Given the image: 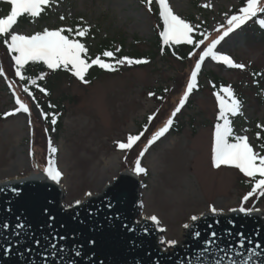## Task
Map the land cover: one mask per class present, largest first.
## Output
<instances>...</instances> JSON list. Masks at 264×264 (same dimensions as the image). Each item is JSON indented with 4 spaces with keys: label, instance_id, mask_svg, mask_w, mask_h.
<instances>
[{
    "label": "rangeland",
    "instance_id": "374dc122",
    "mask_svg": "<svg viewBox=\"0 0 264 264\" xmlns=\"http://www.w3.org/2000/svg\"><path fill=\"white\" fill-rule=\"evenodd\" d=\"M241 1L167 0L173 13L187 23L193 17L192 37L216 33ZM153 8L155 16L144 11L136 0H56L52 6L54 16L47 23L30 26L17 23L12 31L30 36L45 29L73 30L79 24L89 29L79 41L86 48L82 56L103 40H116L115 49L119 51L121 47L128 49L133 39L148 45L155 38L156 26L163 29L156 0ZM243 43L241 31L235 29L214 51L231 59L230 52L240 49L244 61L259 56L258 50L247 54ZM12 55L7 50L3 62L9 70L15 64ZM96 58L112 64L108 60L112 57ZM220 63L205 58L198 75L204 86L208 73L221 71L222 76H231L225 73L227 66L219 70ZM179 66L157 57L139 67H132L125 60L118 64L123 71L103 69L92 83H80L77 78L55 80L53 96L60 100L63 94L67 97L63 100L67 112L57 131L44 128L43 116L30 96H21L29 112L18 111L15 92L3 73L0 74V181L44 173L52 159L62 173L63 204L70 207L99 194L120 172H134L139 159L146 173L136 174L142 185L138 220L158 218L156 226L164 229L160 235V241H165L161 243L163 250L169 247L167 241L178 244L183 240L184 225L190 223L192 216L204 215L212 207L228 213L243 206L250 211L257 209L264 216V197L257 194L242 203L251 191V178L234 167L216 168L212 164L219 106L216 98L208 91L193 89L187 100L191 105L185 102L181 111L172 116L186 91L194 62H189L181 75L177 71ZM153 90L157 91L152 97L149 93ZM7 113L15 114L1 119ZM149 116L153 117L151 121ZM234 117L233 135L246 136L254 152L264 155L255 140L257 125H262L264 130V106H241L240 113ZM168 119L178 122L180 132L169 129L149 146L148 141ZM141 133L140 140L130 149L118 147L130 135ZM49 142L57 149L55 154L50 153Z\"/></svg>",
    "mask_w": 264,
    "mask_h": 264
},
{
    "label": "water",
    "instance_id": "95a60500",
    "mask_svg": "<svg viewBox=\"0 0 264 264\" xmlns=\"http://www.w3.org/2000/svg\"><path fill=\"white\" fill-rule=\"evenodd\" d=\"M141 189L126 170L99 194L65 207L51 181L0 184V264H215L219 256L240 261L238 253L264 264L262 214L206 213L190 222L179 244L163 250V231L151 219L138 220Z\"/></svg>",
    "mask_w": 264,
    "mask_h": 264
},
{
    "label": "snow or ice",
    "instance_id": "6c2138e0",
    "mask_svg": "<svg viewBox=\"0 0 264 264\" xmlns=\"http://www.w3.org/2000/svg\"><path fill=\"white\" fill-rule=\"evenodd\" d=\"M5 2L9 6L10 11L6 16L0 18V38H4L3 43L6 45L8 52L13 53L11 59L16 65L15 75L18 76L21 81L26 79L22 72L25 65L29 62H42L46 65L47 69L50 70L61 68L68 69L71 71L73 76L78 78L83 83H88L85 76L92 65H97L101 69L105 70H114L112 64L106 63L100 58L92 60L91 63L87 62V60L82 57V53L86 52L85 45L64 34L66 31L71 33L73 31L72 29L61 28L54 31L45 29L42 32H37L30 36L16 34L12 31L14 25L17 24L19 17L23 15H28L30 18L39 17L42 11L45 10V7L51 5L52 0H5ZM156 2L159 5V16L163 21V30L160 32V37L165 45L186 43L194 44L196 47H199L201 44H204V40H200L198 43L193 40V37L190 35L193 31V26L175 15L167 0H156ZM146 3L149 5V10L151 11L152 0H146ZM205 6L207 7V5ZM239 11V15H232L227 20L228 27L223 34L220 35L219 38L213 40L210 45L202 51V54L199 56V61L195 65V70L191 73V78L187 83V88L184 92L183 98L180 100L179 106L176 107L172 113L173 117L181 111V108L185 105L189 95L196 87L197 75L201 69V64L205 61V58L210 57L214 61L223 62L230 68H244V65L235 64L228 56L218 55L217 52L214 51V49L217 48V45H219L221 41L229 35V33L240 28V26L246 21L256 17L258 13H264V0H247L246 6L242 7ZM60 19L63 20L64 17L61 16ZM259 23L261 27H264V19L260 20ZM88 31L89 29L87 27H81L76 29V34L80 37H84ZM103 55L105 57H113V52L105 51ZM125 60L129 65L146 63V61L132 60L128 58L117 60L116 63H124ZM2 73L3 70L0 69V74ZM38 78L44 79V76L40 75ZM28 79H31V83L33 85L37 84V79ZM23 90L25 93H28V95H32L27 87ZM39 90L41 92H45L44 88H40ZM222 91L230 98V103H226L225 100L217 94V101L220 108L219 119L223 120V123H217L215 125L214 144L212 147V164L216 168H220L221 165L234 167L245 177L251 178V191L243 197L242 203H244L247 202L250 197L257 194L264 197V155H261L259 152H254L253 147L250 146L246 136L233 135L229 114L232 116L239 114L241 104L240 101L234 97L230 88H223ZM150 95L152 94L150 93ZM16 104L19 105L18 111H23L25 113L29 112V108L19 99L16 100ZM14 114L15 113H7L6 116ZM152 119V116L148 117L149 121ZM55 122V119H53L52 123L54 124ZM172 125L173 120L168 119L165 125L160 128V130L157 131L148 141V145L151 146L163 137ZM257 127L261 126L257 125ZM141 135H143V133L140 135H130L127 142L120 143L118 147L121 150L130 149L134 142L140 140ZM257 136L259 138V133ZM261 147L264 148V145H261ZM147 150L148 149L146 147L144 151L146 152ZM49 151L52 154L57 152V149L51 145V142H49ZM143 154L144 153L142 152L141 156H143ZM44 173L53 182H60L62 173L56 167L54 160L49 159L48 166L44 169ZM134 173L138 175L146 173V170L141 167L139 159L135 163ZM88 195L90 196L91 193H88ZM77 204H79V201H77ZM231 211L243 213L245 215L250 214V210L243 206L238 209H231ZM210 212L213 215L218 214V210L215 207H212ZM150 219L154 224L159 223L158 218L155 216L150 217ZM197 219V216L191 217L192 221H196ZM4 226L7 227V225ZM23 227L24 225H20V228ZM184 227L189 228L190 225L186 224ZM160 230L164 231V229ZM196 235L198 236L199 233ZM161 243H165V241H161ZM166 243H168L169 246H174L176 242L167 241ZM51 247L55 249L56 244H51ZM243 247L244 245L241 244V248ZM61 251H63V249ZM224 251L225 253L227 252L226 249ZM77 254H79V252H77ZM238 255L241 257L240 261H237L230 256H219L215 260V264H223L226 258L230 261V264H249V260L251 258H249V260H244L243 253H238Z\"/></svg>",
    "mask_w": 264,
    "mask_h": 264
},
{
    "label": "trees",
    "instance_id": "16d2710c",
    "mask_svg": "<svg viewBox=\"0 0 264 264\" xmlns=\"http://www.w3.org/2000/svg\"><path fill=\"white\" fill-rule=\"evenodd\" d=\"M55 1L56 0H52L51 5L46 6L45 10L42 11L39 17L30 18L28 15H23L18 18L17 23L21 26H30L34 24L47 23L54 16V13L52 12V6ZM136 1L143 8L144 11H146L148 14H152V16H155L156 9L153 8V2L150 11L149 5L146 3V0ZM246 4L247 0H242L236 10L231 14V16L239 15V10L242 7H245ZM9 11V6L6 4L5 0H0V17L6 16ZM262 19H264V13H258L256 17H253L252 19L246 21L240 26V28H238L243 35V48H245L246 53L249 54L253 51L258 50L259 56H257L253 60L247 59L244 61L240 56V49H234L230 52L232 61L235 64L244 65V68H227L225 70V73L230 74V77L222 76L220 74L221 71H219L218 73H208L206 75L209 79L207 80L205 86L202 84V81L198 78V72L196 87L194 88L195 90L199 92H202L203 90L208 91V93H210L214 98H216V100L218 94L221 98L225 100L226 103H230V98L227 96V94L222 91L223 88H230L234 97L240 101L241 106H264V95H262V92L264 93V27H261L259 23V21ZM188 22L190 23V25H193V17H189ZM81 27L85 26L77 24L73 28V31L71 33L66 31L64 34L68 35L71 39L81 41L82 37L76 34V29ZM227 27L228 25L226 23L219 31L212 35H194L193 40L195 42L198 43L200 40H204V44H201L199 47H196L194 44L186 43L170 45L162 44L159 36L162 27L156 26L155 38L148 45H145L138 39H133L132 44L128 49L121 47L119 51H116V40H103L97 43L95 49L89 50V52H87L82 57L85 58L87 62L91 63V61L94 60L96 56L103 57V53L105 51H111L113 52V57L112 59L108 60L112 63L113 68L117 71H123L120 67H118V63H116V61L121 60L122 57L132 60L146 61V63L132 64V67L147 65L154 58L157 57L159 59H162L165 63L180 65V70H177L178 75H181L183 73L185 66H187L189 62H194V67L189 73V75H191L192 71L195 70V65L199 61V56L202 54V51L205 50L206 47L210 45L213 40L219 38V36L223 34ZM3 39L4 38H0V68L3 70L4 77L9 82L11 88L15 92V100L19 99L22 102L21 96L28 95V93H25L23 90L25 87H27L29 89V92L32 93L31 96H28L31 97L36 107L43 116L44 128H46L48 131H57L58 129H60L62 119L64 118L67 112L66 106L63 103V100H66L67 97L63 94V98H61L60 100L53 96V82L61 78L71 80L76 79V77L73 76L71 71L68 69L61 68L56 70H50L47 69L46 65H44L42 62H29L27 65H25V68L22 72V74L25 75L26 79L24 81H21L20 78L15 75V64L10 70L7 69L6 66H4L3 62L7 54V49L6 45L3 43ZM222 66L223 64L220 63L219 70ZM100 71L104 70L98 67L97 65H92V67H90L88 72L86 73L85 79L88 81V83L94 82L97 77L101 76L97 75ZM40 75H43L44 79H39L38 77ZM28 78L37 79V84L33 85L31 83V79ZM76 80L81 83L78 78ZM40 88H44L45 92H41L39 90ZM156 91L157 90H153L152 92H150L152 94V97L154 96ZM162 91L163 90L161 89L160 92ZM187 103L188 101H186V104ZM190 105L191 101H189L188 103V106ZM219 111L220 108L218 106V117L216 119L215 125L217 123H223V120L219 119ZM6 117L7 116L5 114L1 115V119L3 120H5ZM53 119H55L56 121L54 124L52 123ZM229 119L231 121V126H233L236 121V118L229 114ZM177 123L178 122L176 120H173V125L169 129L178 133L181 129L177 127ZM260 126L261 127H257L256 129L255 140L259 150L262 154H264V148L261 147V145H264V130L263 126ZM258 133L259 138L257 136Z\"/></svg>",
    "mask_w": 264,
    "mask_h": 264
},
{
    "label": "bare ground",
    "instance_id": "6f19581e",
    "mask_svg": "<svg viewBox=\"0 0 264 264\" xmlns=\"http://www.w3.org/2000/svg\"><path fill=\"white\" fill-rule=\"evenodd\" d=\"M27 178H34V179H40V180H48V181H51L53 182L52 180H50L46 175L45 173H40V174H32L31 176L27 177ZM27 178H23V179H27ZM18 180H22V179H9V180H4V181H0V184H4V183H7V182H13V181H18ZM56 186H58L62 191H64V188L63 186L59 183H55L53 182ZM105 188V186L103 187V189ZM102 189V190H103ZM101 190V191H102ZM84 202V201H82ZM82 202H79V204L75 203L73 204L72 206L70 207H73V206H76V205H80ZM253 213H260L257 209L251 211ZM143 219H150L149 217L147 218H143Z\"/></svg>",
    "mask_w": 264,
    "mask_h": 264
}]
</instances>
